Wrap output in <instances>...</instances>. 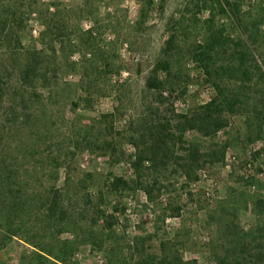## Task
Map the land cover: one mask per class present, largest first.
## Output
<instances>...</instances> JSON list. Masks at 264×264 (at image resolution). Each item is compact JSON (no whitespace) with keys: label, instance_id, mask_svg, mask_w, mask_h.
<instances>
[{"label":"rangeland","instance_id":"obj_1","mask_svg":"<svg viewBox=\"0 0 264 264\" xmlns=\"http://www.w3.org/2000/svg\"><path fill=\"white\" fill-rule=\"evenodd\" d=\"M151 1L0 0V264H264V77L222 75L227 123L134 165L147 129L218 96L192 57L209 30L264 75V0Z\"/></svg>","mask_w":264,"mask_h":264},{"label":"trees","instance_id":"obj_2","mask_svg":"<svg viewBox=\"0 0 264 264\" xmlns=\"http://www.w3.org/2000/svg\"><path fill=\"white\" fill-rule=\"evenodd\" d=\"M152 5L153 2L151 0H147L146 6L151 7ZM223 7L225 9H229V3L227 2V4H225ZM223 7L222 10H224ZM231 16L236 19V15L234 13L231 14ZM236 20L239 21L238 19ZM207 36V40L203 46H197L193 48L192 57L195 62L202 66L209 79H211V81L214 83L215 88L218 90V96L212 98L209 102L202 105L198 111H195L190 116H182L183 120H181L175 127V133L172 131V129L170 130L169 128H166L165 125L158 127L151 126L149 129H147L150 139L147 141L148 143L146 147H144L143 150L139 149L135 157L134 165L137 170L141 169L146 160L156 163L162 158L167 157L168 152H170V146L168 145L167 140H171L174 137V139L176 138L179 142L183 143L182 139L187 128L197 129L205 135H211L227 123L223 116L229 115V112L234 110V107L236 106L235 104H240V99L238 98L237 94H233L234 96L231 97L229 94L225 93L218 82V80L220 81L222 75L226 74L230 77L236 78L243 89L250 87L248 85L251 84L255 74L258 77H264V75L259 72V65L257 64L250 49H248L247 43L244 39L235 42L229 36H225L222 31L216 32L213 30H209ZM228 42L231 43L232 46H229ZM226 45L231 47L230 52L224 49ZM222 56L224 57L220 58ZM42 67L43 65L41 62L31 58L23 67L22 75L25 78H30L32 75H36L38 72H40ZM147 85L149 88L159 90L163 83L159 82L157 77L153 75L148 77ZM260 118H262L260 121V128H262L264 125V115ZM176 133H178V136ZM145 136L146 133L141 134L142 138ZM133 141L136 143L135 140ZM195 151L196 150L191 149L189 151L190 155L193 156ZM223 156L224 154H222V159ZM123 182L124 180L122 178H116L115 181L112 182V185L116 186L118 183ZM146 190L151 195V188L147 187ZM55 203V201L51 203L49 210H53V205ZM13 206H10L12 207L9 208L10 212L13 210L16 211ZM9 220L11 221L10 215L0 217V227L1 231H4V234L2 235L4 237H8V239H11L12 237H17L18 231L10 230V226L14 223H9ZM40 251L42 252L39 253L41 257L48 259V256H51L53 260L62 261L61 258L53 256L45 250Z\"/></svg>","mask_w":264,"mask_h":264},{"label":"built area","instance_id":"obj_3","mask_svg":"<svg viewBox=\"0 0 264 264\" xmlns=\"http://www.w3.org/2000/svg\"><path fill=\"white\" fill-rule=\"evenodd\" d=\"M249 166H251V163L249 164Z\"/></svg>","mask_w":264,"mask_h":264}]
</instances>
